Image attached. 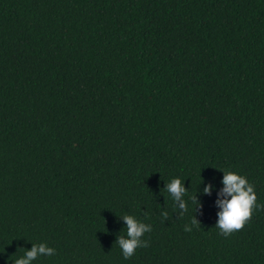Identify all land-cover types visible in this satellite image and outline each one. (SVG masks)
Returning <instances> with one entry per match:
<instances>
[{
    "label": "trees",
    "instance_id": "trees-1",
    "mask_svg": "<svg viewBox=\"0 0 264 264\" xmlns=\"http://www.w3.org/2000/svg\"><path fill=\"white\" fill-rule=\"evenodd\" d=\"M222 170L264 205V0H0V264H264V209L215 226Z\"/></svg>",
    "mask_w": 264,
    "mask_h": 264
},
{
    "label": "clouds",
    "instance_id": "clouds-1",
    "mask_svg": "<svg viewBox=\"0 0 264 264\" xmlns=\"http://www.w3.org/2000/svg\"><path fill=\"white\" fill-rule=\"evenodd\" d=\"M221 170V169H220ZM224 175L222 179L223 187L218 192L216 204L219 206L218 220L216 227L224 236H229L235 231L243 230L246 223L251 220L257 209H264V205L258 203V197L254 190V185L249 183L244 175H240L234 171L222 170ZM203 181V180H202ZM213 185L209 182L203 188L204 194H211ZM171 196L175 207L179 210L182 217L188 211V203L184 197L188 192L185 187L184 180L173 178L165 184L163 188ZM197 205L196 210L201 206V202L197 199V195L190 198ZM164 219H168L167 211L161 213ZM125 221V229L127 238L124 236L117 237L116 243L119 245L123 257L131 258L136 249L147 247L148 242L142 237L145 233L152 230L150 224H146L138 220L133 215L121 216ZM200 227V222L195 218L191 220V225H185L184 230L192 231V227ZM56 250L47 246L46 243L32 244L30 249H26L23 256L15 259L13 264H33V261L42 256H53Z\"/></svg>",
    "mask_w": 264,
    "mask_h": 264
}]
</instances>
